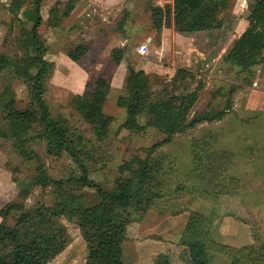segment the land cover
Returning <instances> with one entry per match:
<instances>
[{
	"label": "rangeland",
	"instance_id": "374dc122",
	"mask_svg": "<svg viewBox=\"0 0 264 264\" xmlns=\"http://www.w3.org/2000/svg\"><path fill=\"white\" fill-rule=\"evenodd\" d=\"M1 1L0 4L10 2ZM228 1L229 9L220 14L224 17L221 28L184 33L171 43L167 34L160 37L154 32L149 0H120L113 4L106 1L108 4L100 5L97 13L89 10L88 0H75L73 10L65 16L62 12L67 0L42 2L43 22L38 27V41L46 48L44 57L52 63L45 79L44 99L53 118L61 119L82 136L80 148L88 168V186L81 193L84 204L97 200L95 186L119 191L115 179L127 175L119 173L122 162L131 155L145 157L148 148L164 137L159 130L144 125V116L138 117L137 131L123 128L125 109L117 106L115 100L126 90L123 80L115 75L118 64L111 59L113 47H124L120 61L124 76L127 65L143 69L155 93L178 67L193 74L189 86L194 87L201 80L203 87L191 115L222 108L228 90L234 87L229 96L231 107L221 120L198 123L177 133L153 153V172L142 187V201L135 205L133 201L137 198H134L128 209L133 220L127 224L122 243L123 264H139L151 248L146 245L150 242L164 251L160 253L168 254L170 264H188L187 246L180 243L187 220L190 230L197 229L205 240V264H264V255L261 257L249 249L232 250L253 244L258 251L264 243V62L252 66L250 76H246L244 71L223 60L233 39L245 29L246 16L257 0ZM171 2L154 0L152 4L163 6ZM32 3L33 0H23L21 10H31ZM20 18L16 20L8 11L0 28V57L8 60V65L0 71V90L3 85H10L18 106L22 107L28 97L22 79L16 74L21 52L14 38L19 26L30 28L32 21L22 11ZM79 42L87 44L88 49L75 62L66 52ZM139 43L147 44L146 56L135 53ZM98 76L109 81L110 90L102 110L88 122L77 110V101L91 92ZM30 134L34 137L27 146L44 160L54 178L65 180L78 174V166L67 152L47 155L46 139L35 137L33 129ZM36 164L35 158L18 152L12 139L0 136V221L5 208L19 203L34 216H44L55 230H63L69 236L65 248L47 264H86L87 247L77 225L62 214L53 216L47 212L54 204L53 188L41 190L29 184ZM22 187L28 190L25 199L19 195ZM179 213L182 215L176 218ZM15 214L7 216V225L15 223ZM170 215L168 222L166 217ZM218 217L224 225L241 223L247 227L252 242L239 247L221 243L212 225ZM161 220L165 222L163 229L183 225L179 238L166 239L169 234L155 228ZM182 238L186 240L187 236ZM163 243L169 244L168 250L163 248ZM223 245L227 248L219 247ZM158 254L151 256L146 264H155Z\"/></svg>",
	"mask_w": 264,
	"mask_h": 264
},
{
	"label": "trees",
	"instance_id": "16d2710c",
	"mask_svg": "<svg viewBox=\"0 0 264 264\" xmlns=\"http://www.w3.org/2000/svg\"><path fill=\"white\" fill-rule=\"evenodd\" d=\"M149 1L153 29L173 25L181 33L219 29L224 24V17L220 14L229 9L228 0H171V3L163 6L153 5L154 0ZM42 2L43 0H33L31 10H21L23 0H10L5 6L16 20L21 19L22 11L32 21V25L30 28L19 26L14 38V43L21 52L16 74L22 79L28 101L24 106H18L10 85L1 87L0 136L12 139L22 156L37 160L35 175L29 184L41 190L53 188L55 200L53 206L47 208V212L53 216L62 214L77 225L87 247L86 264H123L122 243L126 238L127 224L133 220L128 209L134 198H137L133 201L135 205L142 201V187L153 172V153L170 142L177 133L193 128L198 123L221 120L231 107L229 96L234 87L228 90L226 104L222 108L191 115L203 82L199 80L194 87L189 86L188 80L193 78V74L187 68H176L171 78L155 93L147 73L143 69L136 70L127 65L123 78L126 93L118 95L115 100L117 106L125 109L123 128L137 131L140 128L138 117L144 116V125L159 130L164 137L148 148L145 157L131 155L122 162L118 167L119 173L127 175L115 179L119 191L95 186L97 200L84 204L81 193L88 186V168L80 148L82 136L61 119L53 118L44 99L45 79L52 63L44 57L46 48L38 41V27L43 22L40 13ZM74 4L75 0H67L62 15L69 14ZM52 19L55 20L54 11ZM246 19L245 29L233 39L222 58L250 76L252 66L264 62V0H257L252 5ZM87 49V44L79 42L68 49L66 54L77 62ZM123 52L124 47L112 48L111 59L115 64L120 63ZM7 65L8 60L1 56L0 71ZM109 90V81L98 76L91 92L78 99L76 108L86 121L91 122L102 110ZM31 129L34 130L35 137L46 139L44 150L47 155L67 152L77 164L78 174L65 180L54 178L46 169L44 160L27 146L34 137L30 134ZM27 193L28 190L24 187L19 191L22 199L26 198ZM13 212L16 213L15 223L9 226L5 219ZM2 213L0 264H47L69 242L65 231L55 230L44 216H34L19 203L8 206ZM190 228L187 220L180 236V243L187 246L188 264H204L207 245L202 233L197 229L193 232ZM183 236H187V239L182 238ZM213 244L217 243L213 241ZM219 247L227 248L225 245ZM244 249L258 253L261 257L264 255V243L258 251L254 250L253 244L232 248L238 252ZM155 264H170L168 254L159 253Z\"/></svg>",
	"mask_w": 264,
	"mask_h": 264
},
{
	"label": "crops",
	"instance_id": "0c3cea01",
	"mask_svg": "<svg viewBox=\"0 0 264 264\" xmlns=\"http://www.w3.org/2000/svg\"><path fill=\"white\" fill-rule=\"evenodd\" d=\"M93 1H96L98 3V6L100 7V5H102L103 3L104 4H108V2H106V1H109V2H111V4H113V3L119 2L120 0H111V1L110 0H93ZM0 2H2V1L0 0ZM3 6H7V4H0V28H1V26H3L2 22L6 21L5 19L7 18V15H8V10L5 7H3ZM202 31H208V30H202ZM202 31H196V32H202ZM1 32H0V34H1ZM154 32L159 34L160 37H161V35L164 36L165 34H167V36L169 37V40H170L169 43H171L172 40L177 39L180 35L184 34V33L176 31L173 28V25L171 27H165L164 26V27H162L159 30H154ZM189 33H195V32H189ZM121 43L122 44L124 43L123 39H122ZM122 66H123L122 63L117 65V67L115 69V71H116L115 75H117L118 77H120V79L123 80V78H124V72L123 71L124 70H123ZM226 204H228V203H226ZM220 205H221V209L223 211L224 204L221 203ZM179 215H182V213H179V214L175 215V217L178 218ZM171 217H172V215L167 216L166 220L168 219V222H170L171 221ZM164 223L165 222H162V220L159 221L155 228H159L163 232L169 234V236L166 239L174 238L176 240L177 238H179L180 231H181V228H183V225L179 226V224H180L179 223L178 226L175 225V226H172L171 228H164L163 229V224ZM223 223L224 222H223V220H221L220 217L215 218L214 219V223H212V225H213V233L216 235V238L219 239V241L221 243H224L226 245H232V246L239 247V246H242V245H245L247 243H251L252 242V236L250 235L249 231L247 230V227L244 228V226L241 223L233 224V223L228 222V223H230L229 226L226 225V224L224 225ZM146 245H151V248L147 252L146 257H144L143 259L139 260V264H140L141 261L145 262V264H146V263H148L149 258L151 256H154V255H156V254H158L160 252H164V251H159L160 249H157V246L153 242H150V243H148ZM139 246H140V244H139ZM139 246H137L136 249ZM168 247H169V244L166 245V246L164 244L163 248L164 249L166 248V250H168ZM205 263H206V260H205Z\"/></svg>",
	"mask_w": 264,
	"mask_h": 264
},
{
	"label": "built area",
	"instance_id": "2783aa9c",
	"mask_svg": "<svg viewBox=\"0 0 264 264\" xmlns=\"http://www.w3.org/2000/svg\"><path fill=\"white\" fill-rule=\"evenodd\" d=\"M88 5H89V10L92 13H97L98 12V3L96 1L93 0H88ZM89 13V11H87ZM149 39V38H148ZM135 53H137L138 55L141 56H146L147 52H148V47L146 43H139L137 44V46L134 48Z\"/></svg>",
	"mask_w": 264,
	"mask_h": 264
}]
</instances>
